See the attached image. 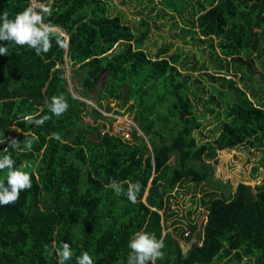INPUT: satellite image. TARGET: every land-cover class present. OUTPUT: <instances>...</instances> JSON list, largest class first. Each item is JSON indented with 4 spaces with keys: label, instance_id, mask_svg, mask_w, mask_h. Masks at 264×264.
Here are the masks:
<instances>
[{
    "label": "trees",
    "instance_id": "trees-1",
    "mask_svg": "<svg viewBox=\"0 0 264 264\" xmlns=\"http://www.w3.org/2000/svg\"><path fill=\"white\" fill-rule=\"evenodd\" d=\"M144 2L173 19L174 28L181 24L183 32L207 43L215 74L206 75L228 88L212 85L217 97L212 94L205 101L222 110L217 135L204 142L196 138L206 115L195 102L204 101L195 88L199 80L193 82L183 72L207 71L208 66L186 69L182 52L169 54L170 45L151 54L144 46L152 23L141 18L131 27L110 12L108 0H51L45 22L67 35V47L60 48L53 39L45 54L13 46L10 55H0V151L13 138L21 147L33 140L30 150L8 149L14 167L31 163L26 170L32 187L21 191L14 203L0 206V264H56L51 250L64 242L74 252L66 264H75L82 251L95 264H127V242L141 229L164 241L155 264H212L219 258L264 264V179L255 186L241 182L233 190L229 182L214 177L219 151L264 149V99L253 76L255 63L264 69V0ZM28 4L0 0V12L14 17ZM229 71L238 81L226 77ZM53 96L68 104L60 117L49 112ZM112 102L118 107L133 103V120L148 141L137 130L130 139L105 131L109 119L101 110L111 111ZM46 114L50 119L42 126L20 119ZM3 175L0 171V179ZM112 179L124 190L139 182L136 202L116 197L106 187ZM185 182L209 185L199 208L190 211L195 218L199 211L205 214L202 239L187 252L171 232L163 233L173 211L172 193ZM189 226L197 232L201 224L194 220Z\"/></svg>",
    "mask_w": 264,
    "mask_h": 264
},
{
    "label": "rangeland",
    "instance_id": "rangeland-1",
    "mask_svg": "<svg viewBox=\"0 0 264 264\" xmlns=\"http://www.w3.org/2000/svg\"><path fill=\"white\" fill-rule=\"evenodd\" d=\"M50 1L51 0H40V3H44L49 7ZM108 1L110 3V12L114 15L121 16L124 22L131 27L137 24L141 18H146L152 23V32L144 46L151 54L154 55L163 46L170 45L171 49L169 54H173L176 51L182 52V59L186 62V69L190 66H196L198 69L202 64L208 66L207 71L198 69L197 71L188 70L183 72L190 73L191 80L193 82L196 79L199 80V82L195 81V88L200 91L201 97L204 101L195 102L197 105V111L201 114L205 113L206 115L202 119V128L195 133V136L200 142L212 140L217 135L218 130L216 131V127L223 119V116L221 109L215 108L208 103L205 104V101L208 100L212 94H214L211 91V86H221V81H215L206 75L207 73L209 75L215 74L209 53L210 49L208 48L207 43L199 41L198 39H193L191 34L183 32L181 24H179L178 28H174L173 19L169 16L163 18L158 13L157 9L151 11V4H149L146 8V2H144L146 0H144L143 3H141V0ZM65 67L67 70L66 76L68 79V90L73 93L74 84L71 82V64H67ZM254 68L256 70V74L253 76L260 81V84H256V89L258 91V96L262 100L264 99V69L259 66L258 63H255ZM222 74H224V71ZM227 74H229L226 76L228 79L232 78L233 80L238 81L239 78L235 76V72L229 71ZM246 81L248 84L252 83L249 79ZM102 84L103 82H101L100 88L102 87ZM239 85L242 86L243 83H239ZM222 88L224 90L228 89L224 87ZM214 95L217 97L216 94ZM88 103L91 106L98 108L93 102L88 101ZM130 104L133 103L131 102ZM130 104L124 107H118L115 102H112L109 104L110 108H112L111 111H104L100 109L103 115L109 119L105 122V131L109 130L114 134L117 131L124 130L129 134V138H132L133 131L137 130L138 134L145 137L133 120L134 112L129 108ZM211 108H214V112L209 111ZM218 112H220L221 115V120L219 121H217ZM85 120L90 121L87 117H85ZM13 130L10 132V136L13 134ZM145 138L147 140V137ZM170 162H173V158ZM214 167V177L222 180L223 182H229L233 190H235L236 186L241 182L255 186L264 179V149L254 150L247 146H240L234 150H221L218 152V161ZM204 190L205 192L202 193ZM207 190H209V185L207 183L195 185L191 182H185L182 185L177 186V189L172 193L170 198L173 211L171 213L172 215L168 219V222L164 224L166 229L163 233L166 231L171 232L173 237L178 240L184 252H187L194 245V243L201 242L202 221L205 220V214L204 212L202 213V211H199V218H195L194 216H191L190 211H194L193 208L196 206L199 208L200 201L203 198V195L208 192ZM194 201H196L197 204H195ZM194 220L196 221L197 226L201 224L200 229L197 232H192L189 226ZM187 232L190 236L189 239H187ZM212 264H253V261L243 260L238 263L236 261H231L230 258H219Z\"/></svg>",
    "mask_w": 264,
    "mask_h": 264
},
{
    "label": "clouds",
    "instance_id": "clouds-1",
    "mask_svg": "<svg viewBox=\"0 0 264 264\" xmlns=\"http://www.w3.org/2000/svg\"><path fill=\"white\" fill-rule=\"evenodd\" d=\"M50 14V7L40 3L39 0H29L28 6L17 12L14 17H10L7 11L0 12V41H8V44L0 43V55H10L9 48L13 46H27L37 55L45 54L52 47L53 39L60 48H66L67 35L59 26L45 22ZM48 109L52 115L60 117L68 109V104L62 96H53ZM20 119L42 126L46 120L50 119V116L46 114L34 119L31 115H23ZM52 136L59 139L56 133ZM32 143L33 140H26L21 147V142L13 138L8 140V147L0 151L4 153L0 155V171L4 173L3 178L0 179V206L14 203L21 191L32 187L31 173L26 170L31 168V163L24 161L18 167H14L15 160L8 152V149L30 150ZM106 187L112 189L116 197L123 195L131 203L136 202L137 194L141 190L139 182L129 183L124 190L121 183L115 179L110 180ZM126 246L130 249L127 264H155V261L162 257L165 244L154 233L141 229L131 235ZM51 251L55 253L56 264H66L73 260L74 252L68 242H64L61 247L53 248ZM75 264H95V261L88 251H82L75 256Z\"/></svg>",
    "mask_w": 264,
    "mask_h": 264
},
{
    "label": "built area",
    "instance_id": "built-area-1",
    "mask_svg": "<svg viewBox=\"0 0 264 264\" xmlns=\"http://www.w3.org/2000/svg\"><path fill=\"white\" fill-rule=\"evenodd\" d=\"M110 133H111V132H110ZM111 134H113V133H111ZM117 134L123 135L124 138L130 139V138H129V134L126 133L124 130L117 131V132L114 133L113 135H117Z\"/></svg>",
    "mask_w": 264,
    "mask_h": 264
},
{
    "label": "water",
    "instance_id": "water-1",
    "mask_svg": "<svg viewBox=\"0 0 264 264\" xmlns=\"http://www.w3.org/2000/svg\"><path fill=\"white\" fill-rule=\"evenodd\" d=\"M16 129L18 130V133H22L21 129H19V128H16Z\"/></svg>",
    "mask_w": 264,
    "mask_h": 264
}]
</instances>
